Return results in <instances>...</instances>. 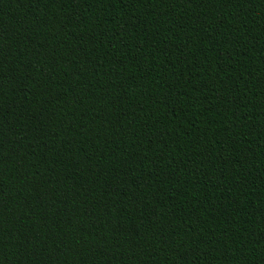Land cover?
Segmentation results:
<instances>
[{
  "label": "trees",
  "instance_id": "trees-1",
  "mask_svg": "<svg viewBox=\"0 0 264 264\" xmlns=\"http://www.w3.org/2000/svg\"><path fill=\"white\" fill-rule=\"evenodd\" d=\"M0 264H264V0H0Z\"/></svg>",
  "mask_w": 264,
  "mask_h": 264
}]
</instances>
